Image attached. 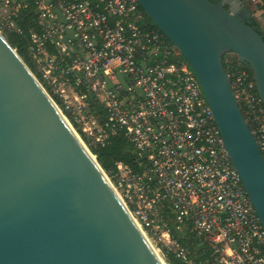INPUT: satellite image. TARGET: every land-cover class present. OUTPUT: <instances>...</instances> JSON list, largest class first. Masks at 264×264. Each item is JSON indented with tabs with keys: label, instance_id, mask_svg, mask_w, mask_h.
<instances>
[{
	"label": "built area",
	"instance_id": "built-area-1",
	"mask_svg": "<svg viewBox=\"0 0 264 264\" xmlns=\"http://www.w3.org/2000/svg\"><path fill=\"white\" fill-rule=\"evenodd\" d=\"M30 1L38 28L26 49L32 73L61 101L88 150L119 134L132 145L139 171L116 162L106 176L145 237L181 264H196L172 237V221L205 245L204 264H264V229L196 77L158 30L144 26L137 1ZM22 4L0 0L6 32L15 30ZM251 6L252 17L264 20V0ZM223 65L264 160V105L251 72L233 53ZM88 97L106 110L104 123L89 111Z\"/></svg>",
	"mask_w": 264,
	"mask_h": 264
},
{
	"label": "water",
	"instance_id": "water-1",
	"mask_svg": "<svg viewBox=\"0 0 264 264\" xmlns=\"http://www.w3.org/2000/svg\"><path fill=\"white\" fill-rule=\"evenodd\" d=\"M136 1L196 77L264 229V160L222 61L237 56L264 105V40L250 26V11L241 0ZM0 264H166L1 33Z\"/></svg>",
	"mask_w": 264,
	"mask_h": 264
},
{
	"label": "trees",
	"instance_id": "trees-1",
	"mask_svg": "<svg viewBox=\"0 0 264 264\" xmlns=\"http://www.w3.org/2000/svg\"><path fill=\"white\" fill-rule=\"evenodd\" d=\"M218 0H209L212 4L216 3ZM23 7L20 10L18 17L15 19V30L6 32L4 34L6 40L14 48L17 54L22 58V60L27 64L30 70L33 72V68L28 61L26 55V49L29 44V34L30 32H38V28L35 22L34 6L30 0H23ZM252 14V12L250 11ZM144 26L153 30H157L150 22V20L144 14ZM250 26L255 28L256 32L259 33L264 40V30L259 22L252 17L250 19ZM182 59V57H181ZM224 61V56L222 57ZM49 93V92H48ZM50 94V93H49ZM51 98L61 110L65 118L69 120V116L64 109L61 101L54 95ZM86 105L91 112V114L100 122L104 123L106 121L107 112L99 105L92 97L86 99ZM71 122V121H70ZM72 127L77 133H80L77 126L71 122ZM90 152L95 156L98 164L102 170L111 176L114 170V164L116 162H122L129 166L134 171H139L137 167V156L132 145L121 135H116L111 137L106 145L102 148H89ZM168 227L171 230L172 237L176 239L181 246L185 247L189 251V257L193 259L196 264H204L209 257V252L204 244L200 241L195 240L191 235L185 232H177L173 228V222L168 223ZM166 264H181V261L175 258L170 253H165L162 249Z\"/></svg>",
	"mask_w": 264,
	"mask_h": 264
},
{
	"label": "rangeland",
	"instance_id": "rangeland-1",
	"mask_svg": "<svg viewBox=\"0 0 264 264\" xmlns=\"http://www.w3.org/2000/svg\"><path fill=\"white\" fill-rule=\"evenodd\" d=\"M243 2V4L247 7V9L249 11H251V8H250V5L251 4V1L252 0H241ZM0 33L4 36V34L6 33L5 30H3L1 27H0ZM5 37V36H4ZM27 65V64H26ZM29 68V67H28ZM30 69V68H29ZM32 72V71H31ZM50 96V94H49ZM51 97V96H50ZM60 110V109H59ZM61 112V110H60ZM62 113V112H61ZM65 117V116H64ZM66 119V118H65ZM68 121V120H67ZM72 127V126H71ZM72 129L76 132V130L72 127ZM77 133V132H76ZM81 139V138H80ZM81 141L85 144V141L81 139ZM146 238L148 239V242L149 244L151 245V247L153 248L154 251H156V253L159 255V257L164 260V262L166 263L165 261V258H164V254H163V251L162 249L160 248L159 246V242H158V239L157 238H153L151 237L149 234H146Z\"/></svg>",
	"mask_w": 264,
	"mask_h": 264
},
{
	"label": "crops",
	"instance_id": "crops-1",
	"mask_svg": "<svg viewBox=\"0 0 264 264\" xmlns=\"http://www.w3.org/2000/svg\"><path fill=\"white\" fill-rule=\"evenodd\" d=\"M250 5V8L252 9V6L251 4ZM259 24L262 26V29L264 30V20H258Z\"/></svg>",
	"mask_w": 264,
	"mask_h": 264
},
{
	"label": "bare ground",
	"instance_id": "bare-ground-1",
	"mask_svg": "<svg viewBox=\"0 0 264 264\" xmlns=\"http://www.w3.org/2000/svg\"><path fill=\"white\" fill-rule=\"evenodd\" d=\"M156 253V251H154Z\"/></svg>",
	"mask_w": 264,
	"mask_h": 264
}]
</instances>
